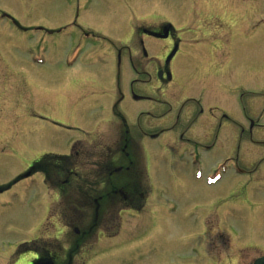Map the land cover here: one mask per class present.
Instances as JSON below:
<instances>
[{
	"label": "flooded vegetation",
	"instance_id": "flooded-vegetation-1",
	"mask_svg": "<svg viewBox=\"0 0 264 264\" xmlns=\"http://www.w3.org/2000/svg\"><path fill=\"white\" fill-rule=\"evenodd\" d=\"M84 1L91 3L92 0ZM97 1L101 2L103 10L86 15L84 21L95 24L101 17L99 30L82 26V17L79 18L76 11L73 20L53 30H45L44 35L60 39L56 48L48 49V63L52 69L77 71L76 80L80 81L71 92L82 98L101 96L99 111L106 115L105 124L94 125L96 129L92 133L66 142L57 153L43 150L36 155L28 154L30 159H20L22 157L16 154L17 159L22 160V169L12 177L7 201L1 204L10 207L0 209L11 208V195L20 186H25L28 193L30 190L35 200L30 207L29 220L19 223L14 219L13 224L8 225L19 229L24 238L13 241L0 253V264H195L194 250H190L189 242L185 240L190 234L200 238V264H253L264 257V241L243 239L239 225L232 219L235 211L226 206L225 187L219 189V184L208 189L207 195H213L215 201L221 202L204 213L197 229L190 220L195 207L182 206L178 223H172L171 212L177 204H168L161 199L162 185L157 179V170L164 161L160 154L162 148L171 155L167 161L174 162L171 169L174 190L182 192L186 189L182 196H194L186 186L187 169L192 165L203 170L200 157L208 158L205 155L210 154V149L199 147L202 150L197 149L196 153L182 152L186 148L183 135L189 133L192 125L166 127L162 125L165 117H154L148 111L140 112V116H145L149 125H128L126 120V115L130 117L138 110L126 106L129 99L145 104L152 111L168 106L175 97L185 99L186 104L191 101V108L199 109L191 124L202 114L201 106L206 101L198 99L203 95L212 94L214 98L224 100L227 91L217 74L228 63L241 59L237 57L241 36L239 23L242 20L249 23L253 7L243 11L242 15L233 10L225 11L221 5L210 12L188 9L186 20L179 16V10L171 19L152 10L142 16H149L150 22L141 20L131 29L130 19L121 21L122 24L116 27L117 15L120 13L119 18L123 8L128 13L134 12L130 10L132 5L145 7L143 0L133 3L132 0ZM190 2L195 3V0ZM224 19H227L225 23ZM167 25L170 27L164 30ZM31 33L28 28L19 26L11 27L9 32L12 39L19 41L20 36H26L28 42L32 41ZM17 44L13 46L14 52H18ZM131 49L133 54L130 55ZM113 63H116L117 79L121 74L126 76L123 70L132 69L134 74L154 81L155 89L135 93L131 87L126 95L117 91L118 99L110 106ZM98 68L111 71L102 75ZM15 75H18L17 71ZM196 78H203L204 83L196 88L200 93L196 96L197 101L195 98L189 100L184 93H191ZM1 79L5 80L3 75ZM170 85V91L165 90ZM25 92L22 101L11 108L15 109L14 113L27 117L33 96L31 91ZM54 106L60 109L56 103ZM26 124L28 118L22 122V125ZM12 125H18V122H12ZM178 131L181 134L177 140ZM151 143L158 145L151 146ZM25 150L33 152L27 146ZM215 159L219 158L212 155V164ZM208 172L216 173L214 168ZM246 177L243 184H232L249 199L256 192L252 193L253 179L249 175ZM255 180L262 185L258 190L264 189V174ZM25 182L31 184L18 185ZM261 205L264 207V203ZM144 218L150 219L149 224L154 221L156 228L170 223L186 229L177 236L175 248H153L150 245L152 237L159 238L160 234L144 233Z\"/></svg>",
	"mask_w": 264,
	"mask_h": 264
},
{
	"label": "rangeland",
	"instance_id": "rangeland-1",
	"mask_svg": "<svg viewBox=\"0 0 264 264\" xmlns=\"http://www.w3.org/2000/svg\"><path fill=\"white\" fill-rule=\"evenodd\" d=\"M130 2L133 3L134 0ZM142 2L145 7L132 5L130 10L134 12L128 13L125 8L121 9L122 13L119 18L120 13L117 15L114 25L117 27L122 24L121 21L130 19V27L133 29L142 22L141 20L145 23L150 22L149 16H142L152 10L162 12L160 15L167 19H171L173 13L179 10V16L184 19L188 9L210 12L219 9L221 5L225 11L233 10L242 15L243 11H249L253 7L254 12L249 23L245 20L239 23L241 36L237 57L241 59L236 63H228L217 74L218 80L224 83L223 87L227 91L225 97H222L224 100L216 99L212 94H205L198 99L196 96L200 93L196 88H200L204 79L196 78L193 80L191 93L184 94L189 96V100L195 98L196 101L198 99L200 102H206L201 106L202 114L193 124L191 119L197 115L199 109L191 108V101L188 102L189 106L185 99L180 97H175L168 106L156 108L154 111L149 110L145 104L134 103L129 99L126 106L131 110L137 108L138 110L130 117L126 115V120L128 125H149L146 122L147 118L140 116V112L148 111L154 117H165L166 121L162 125L166 127L192 125L189 133L183 135L185 139L182 142L186 144V148H183L182 152L196 153L202 150L199 147L210 149V154L205 155L209 156L208 158L200 157L203 161L201 168L203 170L199 171L192 165L187 169L186 186L193 192L192 198L182 196L186 189L182 192L174 190L171 174L174 162H168L170 153L161 149L160 154L164 161L157 170V179L161 180L162 201L177 204L171 212L172 223H178L177 218L182 215V206L191 205L195 207V211L190 216V220L194 229H197L198 225L202 224L204 213L221 202L215 201L213 195H207V191L223 179L222 183L226 185V206L235 211L232 219L239 225V233L243 235V239L264 241V207L260 206L264 203V189L258 190V186L262 185L255 180L256 177L264 174L262 162L264 161V0H195V3L190 0H143ZM101 10L103 7L97 0H92L91 3H85L84 0H0V11L14 18L20 25L41 27L45 30L67 24L75 18L76 11L79 18L82 17L80 22L82 26H91L93 30H99L98 23L101 17L97 18L95 24L85 23L84 19L86 15ZM226 20L224 19V23ZM6 26H10L8 20L0 19V185L10 181L13 175L22 169L20 159L25 157L30 159L29 155H36L43 150L57 153L61 145L71 140L82 139L86 134L92 133L94 125H104L106 121L105 113L99 111L102 107L101 96L82 98L71 92L80 81L76 80L77 71L64 72L60 67L52 69L48 63L50 58L48 49L56 48L59 38L36 31L38 33L35 32L33 36L34 43L29 46L30 62L27 63L26 56L21 52L13 51L15 43L8 33L9 30L4 29ZM26 47L24 41L21 50L24 51ZM131 54H133L132 49ZM16 71L18 75H15ZM97 71L103 75L105 71L109 72L111 69L98 68ZM116 71V63H113L110 78L114 79V86L110 96V106L118 99L117 91L126 95L131 87L135 93L155 89L154 81H149L143 75L134 74L132 69L123 70L126 76L121 74L119 79L116 78ZM1 75L5 80L1 79ZM171 88L170 85L165 87V90L170 91ZM29 89L33 97L30 99L28 116L14 113L15 109L11 108L12 105L20 103L22 96L27 94L25 91ZM55 103L60 109L54 106ZM212 106L217 107V111L211 110ZM97 107V110L94 109ZM27 118L28 125H22ZM12 122H18V126L12 125ZM67 127L68 130L65 129ZM179 133L178 131L177 140L181 134ZM16 145L18 147H15ZM156 145L158 144L151 143V146ZM26 146L33 152L26 151ZM17 153L22 158L17 159ZM212 155L219 158L215 159L213 164ZM210 168H214L216 173L208 172ZM247 175L253 179L252 193L256 192L255 196L249 199L238 192L236 186L232 184L233 182L243 184L248 179ZM175 189L180 188L175 186ZM9 191L0 194V208L10 207L1 206L7 201ZM11 198V208H6L5 211L0 209V253L7 250L8 245L13 241L24 238L19 229L8 225L13 224L14 219L19 223L30 219V207L35 195L30 190L28 193L25 186H20ZM149 221V218L142 219L144 233L160 234L159 238L152 237L150 245L153 248H175L177 236L186 229L182 225L170 223H164L160 229L156 228L154 221L151 224ZM185 240L189 242L190 250H194L195 264H200L202 262V259L198 258L200 238L196 234H190L185 236Z\"/></svg>",
	"mask_w": 264,
	"mask_h": 264
},
{
	"label": "bare ground",
	"instance_id": "bare-ground-1",
	"mask_svg": "<svg viewBox=\"0 0 264 264\" xmlns=\"http://www.w3.org/2000/svg\"><path fill=\"white\" fill-rule=\"evenodd\" d=\"M15 60L17 61V59H15ZM222 180H223V179H221V181H220L217 185H215V187H217V186L222 182ZM225 186H226V185L222 183V184L219 186V189H221V188H223V187H225ZM171 249H172V248H171ZM171 249H170V250H171ZM153 264H155V263H153Z\"/></svg>",
	"mask_w": 264,
	"mask_h": 264
},
{
	"label": "water",
	"instance_id": "water-1",
	"mask_svg": "<svg viewBox=\"0 0 264 264\" xmlns=\"http://www.w3.org/2000/svg\"><path fill=\"white\" fill-rule=\"evenodd\" d=\"M255 264H264V259L256 261Z\"/></svg>",
	"mask_w": 264,
	"mask_h": 264
}]
</instances>
